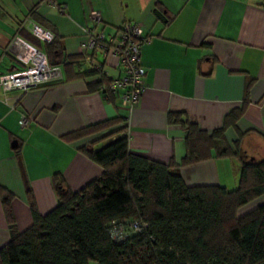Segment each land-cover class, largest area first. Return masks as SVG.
I'll use <instances>...</instances> for the list:
<instances>
[{"label": "crops", "instance_id": "0c3cea01", "mask_svg": "<svg viewBox=\"0 0 264 264\" xmlns=\"http://www.w3.org/2000/svg\"><path fill=\"white\" fill-rule=\"evenodd\" d=\"M92 11L100 14V22L88 19ZM20 21L25 32L30 22L53 30L65 55L85 53L90 58L91 50L81 46L85 29L114 36L126 21L140 23L148 41L140 56L144 91L131 108L120 105L117 98L114 104L104 98V86L88 92L87 84L97 75L66 79L63 69L60 81L23 94L4 95L0 89V186L13 194L10 205L18 231L32 224L26 189L31 190L38 212L45 215L57 203L53 174L61 173L67 187L77 191L102 173L79 151L93 137L71 142L63 139L65 134L122 116L131 153L161 163L179 161L185 153L184 132L167 122V113L182 112L210 132L240 105L245 76L255 81L236 123L244 134L239 147L246 159L264 158V0H0V75L19 65L9 46L21 36ZM89 66L84 58L74 69L79 72ZM104 71L109 80L121 75L111 65H105ZM24 114L29 121L22 128L19 119ZM224 135L230 145L237 139L231 127ZM238 169L234 157L207 159L182 166L180 175L188 186L229 189L237 186ZM8 240L0 201V247Z\"/></svg>", "mask_w": 264, "mask_h": 264}, {"label": "trees", "instance_id": "16d2710c", "mask_svg": "<svg viewBox=\"0 0 264 264\" xmlns=\"http://www.w3.org/2000/svg\"><path fill=\"white\" fill-rule=\"evenodd\" d=\"M21 23L20 37L41 50L50 65L61 67L66 79L97 75L87 84L88 92L104 86V98L115 103L117 94L110 90L108 76L91 66L75 71L74 66L86 59L85 53L65 55L53 30L34 22L53 34V39L44 43L29 30L25 32ZM90 54L102 63L96 52ZM245 79L240 105L210 132L182 112L167 113V122L184 132L185 153L179 161L161 163L131 153L122 116L65 134L63 139L71 142L93 137L79 151L99 165L102 173L77 191L67 187L61 173L53 174L57 203L45 215L38 212L31 190L26 189L32 224L22 232L16 227L10 205L13 194L0 186L9 232L8 242L0 247V264H264V158H244L239 147L244 134L236 129L255 81L249 76ZM230 127L237 131L232 145L224 135ZM231 157L239 161L238 183L233 189L188 186L180 175L182 166ZM258 201L256 207L240 214L244 206ZM132 222L141 227L130 229ZM119 228L129 229L126 237L113 239L111 230Z\"/></svg>", "mask_w": 264, "mask_h": 264}, {"label": "built area", "instance_id": "2783aa9c", "mask_svg": "<svg viewBox=\"0 0 264 264\" xmlns=\"http://www.w3.org/2000/svg\"><path fill=\"white\" fill-rule=\"evenodd\" d=\"M60 11H63L62 8ZM88 19L94 23L101 21L100 14L92 11ZM29 32L39 41L48 43L53 39V34L40 25L30 22ZM86 40L82 42V48L91 50L100 55L102 63L96 59L86 57L89 65L100 73L107 76L104 66L111 65L120 70L121 75L110 80V90L117 94L119 104L131 108L135 105L144 91L143 77L144 68L140 62L141 47L148 41L143 34L140 23L126 21L117 30L116 35L109 36L103 31L85 29ZM9 51L18 62L14 70L0 75V89L7 95L9 93L23 94L33 88L49 83L58 82L62 79V70L59 66L50 65L45 54L29 44L19 36H15L9 46ZM104 90V87L101 88ZM28 118L21 115L19 124L26 126ZM140 228L141 225L132 222L128 226ZM128 228L111 230V237L122 240L126 237Z\"/></svg>", "mask_w": 264, "mask_h": 264}, {"label": "rangeland", "instance_id": "374dc122", "mask_svg": "<svg viewBox=\"0 0 264 264\" xmlns=\"http://www.w3.org/2000/svg\"><path fill=\"white\" fill-rule=\"evenodd\" d=\"M17 15H18V14H17ZM19 17H21V16L19 15ZM43 46H44V44L42 43V44H41V47H43ZM99 59H100V57H99ZM229 187H230V186H229ZM231 187H232V186H231ZM231 187H230L229 189H233V188H231ZM254 204H255V202H252V203H250V204L244 206V207L240 210V214L246 213V212L250 211L251 209H253L254 207H256V206H254ZM91 264H98V263L95 262V261H92Z\"/></svg>", "mask_w": 264, "mask_h": 264}]
</instances>
